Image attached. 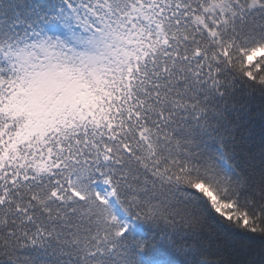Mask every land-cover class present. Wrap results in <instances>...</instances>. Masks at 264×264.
Masks as SVG:
<instances>
[{"label":"snow or ice","instance_id":"6c2138e0","mask_svg":"<svg viewBox=\"0 0 264 264\" xmlns=\"http://www.w3.org/2000/svg\"><path fill=\"white\" fill-rule=\"evenodd\" d=\"M0 264H264V0H0Z\"/></svg>","mask_w":264,"mask_h":264}]
</instances>
